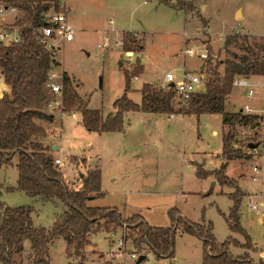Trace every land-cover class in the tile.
<instances>
[{"label":"rangeland","instance_id":"rangeland-1","mask_svg":"<svg viewBox=\"0 0 264 264\" xmlns=\"http://www.w3.org/2000/svg\"><path fill=\"white\" fill-rule=\"evenodd\" d=\"M6 3L0 0V6H7ZM60 5L74 26L75 35L62 45L55 80L59 81V74L66 72L87 107L98 110L103 119L115 112L112 103L122 95L125 72L132 68L143 70L130 78L128 92L129 98L140 104L143 84L160 80L154 85L162 87L167 71L174 73L175 80L182 79L184 71L198 72L205 62L198 55L205 46L211 49L209 58L214 64L230 57L224 47L230 36L241 35L238 44L245 43L228 47L238 56L245 53L242 46L246 43L252 46L255 41L264 42V0H58L55 8ZM21 15L16 7L13 13H0V22L3 19L17 24ZM103 41L105 48L99 46ZM141 44L143 49L139 52L137 46ZM124 46L132 50L124 51ZM186 48H192L194 54H186ZM223 67L219 68L221 73ZM263 79L264 74L250 76L256 91L253 99H247L243 89L233 87L225 110L237 112L248 103L263 112L264 89L258 85ZM202 89L204 85L199 88ZM3 90L8 88L0 70V97ZM172 101L177 111L181 99L175 95ZM42 110L54 117L50 123L46 116L33 118L43 129L38 139L48 147L47 154L61 159L62 165L57 168L69 188L79 189L80 174L84 177L93 169L88 168V157L100 159L104 194L89 200L90 206L118 207L123 220L141 214L149 225L161 227L170 225L168 211L176 208L193 223H209L216 242L231 237L241 245L245 243L243 235L230 230L226 220L233 205L230 194L237 192L231 186L221 185L212 173L220 168L222 135L232 131L240 157L228 162L225 173L237 183L238 194H242L239 222L251 238L252 249L230 245L229 251L234 257L247 252L255 263L264 260V151L253 149L263 145L264 116L262 124L246 133V127L223 125L220 114L129 111L123 116L121 131L89 132L74 108L66 111L62 105L49 110L43 103ZM53 145L57 148L53 149ZM16 162L15 155L11 164L0 165V220L3 203L10 207L31 205L34 226L49 229L66 207L62 202L33 201L19 190ZM254 166L257 171H253ZM198 167L208 174L198 176ZM251 205H257V210L251 209ZM122 207H126V214L120 211ZM124 234L128 235L124 223L114 232L106 231L101 223L98 227L93 225L88 234L85 263L135 264L130 256L124 262L110 259V247L116 246ZM29 245L30 242H24L26 250L14 254L13 264H33ZM124 245L127 251L147 252L152 264H202V241L179 229L173 258H157L144 244L135 248L129 235ZM48 255L50 264L80 261L67 256L62 237H55L48 244Z\"/></svg>","mask_w":264,"mask_h":264},{"label":"trees","instance_id":"trees-1","mask_svg":"<svg viewBox=\"0 0 264 264\" xmlns=\"http://www.w3.org/2000/svg\"><path fill=\"white\" fill-rule=\"evenodd\" d=\"M6 4H13L22 15L16 23L22 28L21 39L17 43L4 45L0 43V70L3 82L8 91L3 90L0 97V165L11 164L17 156L18 171L17 188L31 198H42L41 202H57L59 200L66 207L53 222L49 229L36 227L33 224V206L21 205L5 206L0 220V264H13L15 253L23 249V241L28 239L33 264H50L48 244L60 236L66 243L68 257L79 258L78 264L85 263V250L89 244L88 234L93 225L102 227L108 232L125 225L126 231L135 246L144 244L157 258H173L174 239L176 231L195 235L202 241V264H264V260L254 262L248 253L234 257L230 245L239 246L247 250L252 249L251 238L239 222V205L242 194L235 181H230L225 173L230 160L239 158L234 144L235 135L228 131L222 135V162L218 170L212 171L221 185L235 188L231 193L233 205L230 209L227 223L230 230L243 235L245 243H237L229 237L221 243L215 241L212 226L207 223H193L179 214L176 208H170L168 215L170 225H149L140 214H135L123 220L115 207L90 206L88 201L102 197L101 171L93 169L81 179L79 189H71L62 179L58 168L54 165L52 155L47 154V146L38 139L43 129L33 118H50L51 113L42 110L49 100V91L45 86L49 72V57L44 48L35 40L32 27L42 22L43 14L51 7H56L58 0H4ZM51 2V3H50ZM241 35L235 34L224 41V47L230 57L212 63L208 58L202 65L201 73H205L204 89L192 93L187 98L176 95L174 87L157 88L154 84H143L141 88V103L137 104L128 96L129 81L143 70L132 68L125 72V88L122 95L112 106L115 110L103 119L96 109L87 107L76 92L70 76L62 75V104L68 111L73 108L80 114L83 127L89 132L121 131L123 116L129 111H144L152 113H176L200 116L204 114H220L223 125L234 127H256L257 115H246L241 111L225 110V102L232 91V81L236 75L252 76L264 74V42H253L243 45V55H236L228 50L232 44H238ZM246 39L245 37H243ZM130 41V38H127ZM257 48V49H256ZM143 45H138L140 52ZM124 51L132 50L130 47ZM210 53L211 49L207 46ZM138 61V60H137ZM223 72L219 71L220 66ZM181 99L180 108L175 111L173 97ZM179 103V104H180ZM33 137V139H32ZM37 138V139H36ZM208 174L198 167L197 175L204 177ZM45 200V201H44ZM54 200V201H52ZM128 235H124L125 239ZM236 242V244H235ZM233 243V244H232Z\"/></svg>","mask_w":264,"mask_h":264},{"label":"built area","instance_id":"built-area-1","mask_svg":"<svg viewBox=\"0 0 264 264\" xmlns=\"http://www.w3.org/2000/svg\"><path fill=\"white\" fill-rule=\"evenodd\" d=\"M16 7L13 5L0 6V13L15 12ZM22 28L18 24H9L3 19L0 22V43L4 45H10L12 43H17L21 39ZM33 34L35 40L44 48L49 57V72L47 74V80L45 82V86L48 88L50 93V98L46 102V107L49 110L58 109V107L62 106V75L59 74L60 80L56 81V73L55 69L57 65H59V54L62 49V45L65 42H70L74 39L75 29L72 23L68 20L66 13L62 11V6H59V9L52 7L48 9L42 17V22L35 27H32ZM106 39V37H105ZM118 44H122L121 40L117 41ZM99 46L106 47L107 44L103 41ZM186 54L192 55L194 54V50L192 48H186L184 50ZM203 61H206L209 58V52L207 47L205 46V50L200 52L198 55ZM202 67V66H201ZM200 69L198 72H188L184 71L182 79L175 80L174 73L172 71H167L164 75V83L162 84V88L165 89L169 87V83H173V87L176 95L181 98H187L190 94L200 91V86L204 85V77H202ZM264 89V79L261 83L258 84ZM232 86L235 88H241L244 90L245 96L247 99H253L256 95L255 84L251 83L250 76L236 75L233 78ZM243 114L246 115H257L258 119L256 123L258 126L262 124L261 116H264V111L255 110L254 107L250 106L248 103L244 104L242 108L239 109ZM73 116V115H72ZM170 116H173L170 114ZM246 127V133L251 130L253 127L251 126H241ZM263 147V149H261ZM254 150H259L263 153L264 151V142L260 147L256 146L253 148ZM54 164L56 167L62 165L61 159L55 158ZM253 171H257V167H253ZM258 208L257 205H251V209L256 211ZM125 235V234H124ZM125 237L122 236L118 239L116 246H111L109 250V256L112 261H120L124 262L127 256L136 261L139 255H143V260L139 264H152L148 257V253H144L143 250L137 251H127L124 247Z\"/></svg>","mask_w":264,"mask_h":264},{"label":"crops","instance_id":"crops-1","mask_svg":"<svg viewBox=\"0 0 264 264\" xmlns=\"http://www.w3.org/2000/svg\"><path fill=\"white\" fill-rule=\"evenodd\" d=\"M200 2V1H199ZM201 2H203V4H204V6L206 7V5H205V3H204V1H201ZM205 9V8H204ZM61 51H62V49H61ZM156 81V80H155ZM159 82H160V80H158ZM148 83V82H147ZM230 96V95H229ZM142 97V96H141ZM228 99H229V97H228ZM100 115H101V113H100ZM73 116H75V114H73ZM53 115L51 114L50 115V120L48 121L49 123L50 122H52L53 121ZM78 117V116H77ZM101 117H102V115H101ZM103 118V117H102ZM56 129H57V127H56ZM214 132H216V131H213V133ZM40 139V138H39ZM54 146V145H53ZM56 148H57V146H56ZM52 155V154H51ZM53 157V156H52ZM56 158V157H55ZM219 160L222 162V156H220L219 157ZM88 165H90V167H88V168H90V169H100V171H101V167H100V159L96 156L95 158H92V157H88ZM89 169V170H90ZM92 169V170H93ZM80 177L82 178L83 177V174H80ZM102 183V182H101ZM215 183V182H214ZM31 198V197H30ZM33 201H40V200H38V197H35V198H31ZM91 200H93V199H91ZM58 202H60V201H57V203ZM41 203H43V202H41ZM45 203V202H44ZM61 203V202H60ZM0 204H1V202H0ZM3 205V207L4 206H6L4 203L2 204ZM118 208V207H117ZM123 208V210H120V211H122V212H124L125 214H126V212H125V209H126V207H122ZM119 209V208H118ZM33 210H34V208H33ZM58 214H60V213H58ZM141 215V214H140ZM142 216V215H141ZM143 217V216H142ZM32 219H33V211H32ZM144 219V218H143ZM145 220V219H144ZM37 227V226H36ZM60 236H57L56 238H59ZM25 241H28V240H24L23 241V249L21 250V252H23V251H25L26 249H25V247H24V242ZM29 242V241H28ZM28 249H30V245H29V247H28ZM172 263L174 262V259L171 261Z\"/></svg>","mask_w":264,"mask_h":264},{"label":"water","instance_id":"water-1","mask_svg":"<svg viewBox=\"0 0 264 264\" xmlns=\"http://www.w3.org/2000/svg\"><path fill=\"white\" fill-rule=\"evenodd\" d=\"M201 69H202V67H201ZM158 83H159L158 80L154 81V84H158ZM169 85L173 86V83H169ZM250 146H253V145H250ZM53 149H56V145L53 146ZM143 257H144L143 255H139L138 259L135 261V264H139L143 260Z\"/></svg>","mask_w":264,"mask_h":264}]
</instances>
